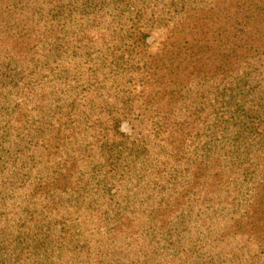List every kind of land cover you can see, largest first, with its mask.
I'll return each mask as SVG.
<instances>
[{"label": "rangeland", "instance_id": "rangeland-1", "mask_svg": "<svg viewBox=\"0 0 264 264\" xmlns=\"http://www.w3.org/2000/svg\"><path fill=\"white\" fill-rule=\"evenodd\" d=\"M175 3L0 0V264H257L254 255L260 254L240 236V215L252 190L240 175L242 160L252 153L243 151L236 119L240 86L231 85L235 89L223 96L208 91L206 83L192 84L184 90L185 107L174 105L164 118L145 112L134 96L119 131L146 140L145 153L162 172L159 198L168 207L159 218L150 208L135 210L124 234L106 230L132 198L117 175L104 189L95 185L99 160L79 150L91 134L79 130L89 124L84 96L91 92L114 108L110 82L119 76L125 93L133 87L121 60L128 29L139 31L153 52L167 31L163 25L177 19ZM24 42L27 51L15 52ZM20 72L35 73L44 83L48 106L40 118L61 129L59 148L46 158L27 137L35 117L14 114L22 105L10 87ZM102 78H109L104 93L95 83ZM197 91L211 94L199 99ZM90 112L97 115V109ZM214 153L221 163L215 176L208 172ZM118 164L113 159L109 165ZM60 165L71 176L66 188L47 184Z\"/></svg>", "mask_w": 264, "mask_h": 264}, {"label": "trees", "instance_id": "trees-1", "mask_svg": "<svg viewBox=\"0 0 264 264\" xmlns=\"http://www.w3.org/2000/svg\"><path fill=\"white\" fill-rule=\"evenodd\" d=\"M177 3L180 6L177 19L170 27L167 23L163 25L168 27L167 31L153 52H149L139 31L135 34L133 29H128L126 58L122 56L121 60L129 68L133 87L125 93L119 76L110 82L114 108L111 103L97 100L96 94L89 92L84 96L83 118L89 124L79 130L91 134L84 136L81 142L86 144L79 150L83 155L90 153L85 154L86 158L99 160V178L95 185L101 183L104 189L117 175L124 194L132 198L120 208L123 212L106 230L112 236L124 234L134 221L135 210L150 208L159 218L168 207L159 198L162 172L157 159H150L145 153L146 140L119 131L120 121L129 114L134 96H138V104L145 112L164 118L174 105L185 107L184 90L192 84L206 83L208 91L223 96L231 85L240 86V121L236 119L240 123L243 151L252 152L246 153L240 168V175L252 184L249 201L240 215V236L251 244L253 252L260 254L254 255L257 264H264V0H176ZM28 48V42H24L13 50L22 53ZM29 74L18 73L11 84L10 90L18 91L16 99L22 105L21 108L17 104L14 114L24 119L35 117L32 125H28L31 130L27 137L34 142L32 148L41 158H46L54 147L59 148L61 129L41 120L48 106L44 83L32 77L35 73ZM108 81L109 78L96 81L97 90L104 93ZM195 93L199 99L211 94ZM226 95L231 98L234 94ZM93 109H97L94 117L90 112ZM155 124L161 126L159 120ZM113 159L119 162L115 167L109 165ZM208 162V172L213 171L215 176L221 168L215 153L209 156ZM70 179V173L60 165L49 175L47 184L66 188ZM131 180L133 184L128 186Z\"/></svg>", "mask_w": 264, "mask_h": 264}]
</instances>
